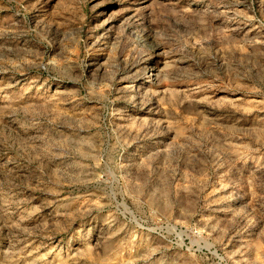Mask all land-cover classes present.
<instances>
[{
	"label": "rangeland",
	"instance_id": "374dc122",
	"mask_svg": "<svg viewBox=\"0 0 264 264\" xmlns=\"http://www.w3.org/2000/svg\"><path fill=\"white\" fill-rule=\"evenodd\" d=\"M0 264H264V0H0Z\"/></svg>",
	"mask_w": 264,
	"mask_h": 264
}]
</instances>
